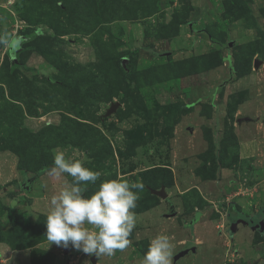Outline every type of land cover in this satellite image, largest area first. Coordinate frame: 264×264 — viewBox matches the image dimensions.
I'll return each mask as SVG.
<instances>
[{
  "label": "rangeland",
  "instance_id": "1",
  "mask_svg": "<svg viewBox=\"0 0 264 264\" xmlns=\"http://www.w3.org/2000/svg\"><path fill=\"white\" fill-rule=\"evenodd\" d=\"M56 150L101 173L86 195L143 183L127 249L47 240ZM230 202L264 218V0H0V264H140L159 233L172 264H264Z\"/></svg>",
  "mask_w": 264,
  "mask_h": 264
},
{
  "label": "clouds",
  "instance_id": "2",
  "mask_svg": "<svg viewBox=\"0 0 264 264\" xmlns=\"http://www.w3.org/2000/svg\"><path fill=\"white\" fill-rule=\"evenodd\" d=\"M46 174L54 179L65 177L48 202L44 224L50 244L67 247L71 243L75 249L97 257L112 256L129 247L142 182L104 179L86 195L87 185H96L101 173L62 150L55 151ZM173 254L170 237L159 233L151 238L140 264H172Z\"/></svg>",
  "mask_w": 264,
  "mask_h": 264
},
{
  "label": "water",
  "instance_id": "3",
  "mask_svg": "<svg viewBox=\"0 0 264 264\" xmlns=\"http://www.w3.org/2000/svg\"><path fill=\"white\" fill-rule=\"evenodd\" d=\"M258 64V62H257ZM118 105V103H113L110 107V109L107 111V113H111L115 107ZM251 118L250 117H247V116H240L237 118V121L239 123H241L242 121H248L250 120ZM152 193L154 194H157L163 198H166L167 197V193L165 192V189L162 187L160 189H153L152 190ZM239 223H242V224H247V221L244 220V219H237L235 221L232 222L231 224V231H235L236 230V225L239 224ZM252 228L254 230H259V231H263L264 232V220H259L258 222L256 223H253L252 224ZM192 250H194V248L192 247ZM187 251V248H185L183 251H182V255ZM91 262L92 263H95L96 262V255L94 254L92 257H91Z\"/></svg>",
  "mask_w": 264,
  "mask_h": 264
},
{
  "label": "trees",
  "instance_id": "4",
  "mask_svg": "<svg viewBox=\"0 0 264 264\" xmlns=\"http://www.w3.org/2000/svg\"><path fill=\"white\" fill-rule=\"evenodd\" d=\"M45 170H47V169H45ZM223 206H224V208H225V210L227 212V216H228V218L230 220H234L235 218L240 217L241 214H242L238 210H236V208L234 207V205H233L232 202L228 203L227 205L224 204ZM196 217H197V215L195 216V218L193 219V221L196 220Z\"/></svg>",
  "mask_w": 264,
  "mask_h": 264
},
{
  "label": "crops",
  "instance_id": "5",
  "mask_svg": "<svg viewBox=\"0 0 264 264\" xmlns=\"http://www.w3.org/2000/svg\"><path fill=\"white\" fill-rule=\"evenodd\" d=\"M0 253L4 256L7 257L5 260H8V255L11 253L10 251H6V248L3 247V245L0 243ZM3 261V259H2ZM3 264V263H2Z\"/></svg>",
  "mask_w": 264,
  "mask_h": 264
},
{
  "label": "flooded vegetation",
  "instance_id": "6",
  "mask_svg": "<svg viewBox=\"0 0 264 264\" xmlns=\"http://www.w3.org/2000/svg\"><path fill=\"white\" fill-rule=\"evenodd\" d=\"M237 219L239 220V219H241V217H239V218L237 217V218H235L234 220H230V224H231V222H233V221H235V220H237ZM244 220H245V218H244ZM259 220H264V218H261V219H259ZM246 221H247V220H246ZM253 223H255V222H248V221H247V224H246V225H249V224H250V225H251V226H250L251 229H253V228H252V224H253ZM254 231H257L258 233H260V234H262V235L264 236V232H263V231H259V230H254Z\"/></svg>",
  "mask_w": 264,
  "mask_h": 264
}]
</instances>
